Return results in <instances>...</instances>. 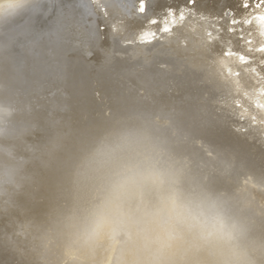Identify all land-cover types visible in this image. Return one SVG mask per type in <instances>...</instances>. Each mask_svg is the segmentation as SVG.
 <instances>
[{"label": "bare ground", "instance_id": "6f19581e", "mask_svg": "<svg viewBox=\"0 0 264 264\" xmlns=\"http://www.w3.org/2000/svg\"><path fill=\"white\" fill-rule=\"evenodd\" d=\"M247 11L243 0H122L105 8L46 0L6 29L12 59L30 61L32 49L22 70L62 76L68 68L67 83L51 89L63 87L70 107L3 141L33 180L0 201V264H28L32 245L51 244L58 223L74 224L98 196L97 149L144 129L264 229V207L248 209L244 196L264 190V20ZM119 243L100 259L111 261Z\"/></svg>", "mask_w": 264, "mask_h": 264}, {"label": "clouds", "instance_id": "9594fccd", "mask_svg": "<svg viewBox=\"0 0 264 264\" xmlns=\"http://www.w3.org/2000/svg\"><path fill=\"white\" fill-rule=\"evenodd\" d=\"M45 2L0 0V201L21 195L33 180L26 160L9 156L3 141L22 139L54 110L70 107L63 87L51 89V82L67 83L68 68L62 76H35L22 70L33 62L32 49L24 63L8 55L6 29ZM94 2L105 8L122 0ZM95 156L97 199L74 224L55 225L51 244L32 245L28 264H264V229L257 231L252 214L237 211L235 197L196 181L146 129L121 134ZM244 196L248 209L264 207V190ZM117 240L111 261L101 260Z\"/></svg>", "mask_w": 264, "mask_h": 264}, {"label": "snow or ice", "instance_id": "6c2138e0", "mask_svg": "<svg viewBox=\"0 0 264 264\" xmlns=\"http://www.w3.org/2000/svg\"><path fill=\"white\" fill-rule=\"evenodd\" d=\"M10 6H12L10 4ZM243 7L248 9L247 13H252L255 18L264 20V11H259V9L264 8V0H243ZM140 10H145V5L141 3ZM184 10L179 14L183 16ZM176 14L175 12H170L169 15ZM243 19V16L240 19H232L231 24H235ZM249 23H251V17L249 18ZM153 23H156V21H153ZM166 30V29H165ZM151 34H146L145 39H148L150 41Z\"/></svg>", "mask_w": 264, "mask_h": 264}]
</instances>
